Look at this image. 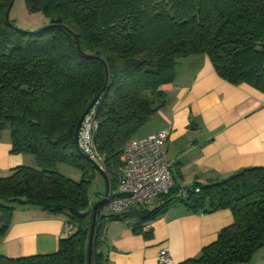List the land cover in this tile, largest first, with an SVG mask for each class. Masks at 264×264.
<instances>
[{"label": "trees", "instance_id": "16d2710c", "mask_svg": "<svg viewBox=\"0 0 264 264\" xmlns=\"http://www.w3.org/2000/svg\"><path fill=\"white\" fill-rule=\"evenodd\" d=\"M12 1L0 0V137L8 129L10 153L33 157L35 167H16L0 178V239L15 205L65 215L74 232L53 255L0 257V264H87L96 204L88 186L96 170L74 140L87 107L101 93L94 136L101 160L93 162L115 191L123 149L166 105L161 88L175 81L179 60L206 55L220 79L264 94V0H25L31 15L48 21L34 33L6 21ZM59 165L81 172V181L60 175ZM179 190L174 186L150 210L113 216L102 204L91 264H110L107 223L129 222L140 234L176 204L193 214L229 210L234 220L199 258L181 264H247L264 248V168L195 184L182 189L184 198Z\"/></svg>", "mask_w": 264, "mask_h": 264}, {"label": "crops", "instance_id": "0c3cea01", "mask_svg": "<svg viewBox=\"0 0 264 264\" xmlns=\"http://www.w3.org/2000/svg\"><path fill=\"white\" fill-rule=\"evenodd\" d=\"M161 91L166 105L137 138L169 132L165 149L175 187L207 186L244 169L264 168V94L220 79L206 55L179 60L175 81ZM10 151V137L2 133L0 178L31 161ZM20 210L24 215L17 217L15 211L10 229L0 239V257L16 260L55 254L59 242L68 238L67 217L30 207ZM233 222L229 210L193 214L176 204L140 234L129 222L107 223L105 255L110 264H159V253L166 250L167 264H181L199 258L203 248ZM247 264H264V248Z\"/></svg>", "mask_w": 264, "mask_h": 264}, {"label": "built area", "instance_id": "2783aa9c", "mask_svg": "<svg viewBox=\"0 0 264 264\" xmlns=\"http://www.w3.org/2000/svg\"><path fill=\"white\" fill-rule=\"evenodd\" d=\"M95 105L83 119L78 132L80 151L94 162L101 160L94 143L98 128ZM168 138V131H160L131 140L125 145L117 172L116 190L109 191L105 201L106 215L117 216L131 210H144L154 206L159 198L170 194L174 179L166 156ZM185 194L180 189L178 198H184ZM64 229L68 237L74 232L73 225L69 223H65ZM158 262H169L166 250L159 253Z\"/></svg>", "mask_w": 264, "mask_h": 264}, {"label": "rangeland", "instance_id": "374dc122", "mask_svg": "<svg viewBox=\"0 0 264 264\" xmlns=\"http://www.w3.org/2000/svg\"><path fill=\"white\" fill-rule=\"evenodd\" d=\"M9 19L13 22L14 27L21 32L34 33L48 27V21L42 15H31L28 12L25 0L13 1ZM3 133L10 137L8 129L4 130ZM28 158L31 161L27 162L26 166L35 167L33 157L28 156ZM57 172L63 177L76 183L80 182L82 179L81 172L66 165H59L57 167ZM90 181V185L88 186V197L90 201L97 203L100 200V197L104 195L106 184L102 176L97 171L90 174ZM14 208L15 211H17V217L24 215L21 213L20 209L25 208V206L15 205Z\"/></svg>", "mask_w": 264, "mask_h": 264}, {"label": "water", "instance_id": "95a60500", "mask_svg": "<svg viewBox=\"0 0 264 264\" xmlns=\"http://www.w3.org/2000/svg\"><path fill=\"white\" fill-rule=\"evenodd\" d=\"M13 1H12V3H13ZM12 3L10 4V6H9V8L7 10L6 17H5L6 21H9V14H10ZM77 52H78V55L81 58H86V56L81 52L80 47L78 46V44H77ZM100 94L96 98H94L92 100L90 105L85 110L84 114L81 116V118H80V120H79V122L77 124V127H76L75 138H74L77 152L80 153L81 155H83L88 161H90L91 163L94 164L95 170L102 176V178L104 179L105 184H106L105 192H104V195H103L102 199L99 202H97L92 208L91 226H90V231H89L88 248H87V264H91V249H92L93 236H94V231H95V226H96L97 210L102 204L105 203L106 198L108 196L109 189H108V181H107L106 175L104 174L103 170L98 165H96L90 158L85 156L80 151L79 145H78V132H79L80 126H81V124L83 122V119L85 118L87 113L94 107V105L96 104Z\"/></svg>", "mask_w": 264, "mask_h": 264}]
</instances>
